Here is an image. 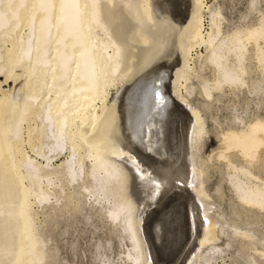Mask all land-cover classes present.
<instances>
[{
  "label": "bare ground",
  "instance_id": "obj_1",
  "mask_svg": "<svg viewBox=\"0 0 264 264\" xmlns=\"http://www.w3.org/2000/svg\"><path fill=\"white\" fill-rule=\"evenodd\" d=\"M154 1L0 0V77L4 80L23 77L15 95L0 88V123H3L2 113L11 117L6 121V129L3 124L0 126V134L9 136L5 143L0 140L7 152L2 160L3 163L8 160L9 168L6 191L8 203L15 205L13 213L23 222L24 239L18 248L5 249L8 263L13 264L20 257L22 264H46L48 254L51 255L44 249L47 239L37 229L33 206L48 204L53 208L61 199L65 200L64 206L70 202L79 205L87 199V206H96L102 211L113 223L112 227L117 226L129 242L126 244L129 248L124 246L126 260L122 259V264H153V246L149 244L150 250H147L148 246L143 244V238L148 241L144 232L148 214L139 213L132 188L134 173L124 156L135 160L143 157L145 166L154 168L159 176L162 194L173 191L177 184L173 188V183L170 185L174 171L159 165L171 154L166 149L153 153L156 149L152 148L164 142L160 136L165 135L167 118L162 114L176 116V110L182 108L171 97L170 74L175 78L177 99L187 103L179 88L191 94L194 86L188 82L192 76L199 77L195 64L189 62L195 46H204L205 60L213 66L215 74L211 82L203 78L199 82V91L206 97L223 84L244 83L249 43L254 45L251 56L264 68V49L259 45V40L264 38V14L258 25L228 33L220 26V14L209 9V25L203 32L201 21L186 27L185 18L191 15V10H181L168 0L165 7L172 11L167 20L164 6L160 4L161 9L157 10ZM189 2L191 0H185L182 5ZM123 24L128 26L125 32ZM163 64H167L166 67ZM16 67L20 68V73L14 71ZM180 79L184 83L179 82ZM113 85L127 88L119 105L108 103L106 99ZM11 94L13 97L9 98ZM236 119L241 124V118ZM263 134L264 120L260 118L230 127L221 135L224 149L216 157L226 159L227 167L232 169L228 174L229 182L239 201L264 209V181L251 182L250 170L236 167L225 154L227 150H237L252 161L264 142ZM180 140L184 154L185 137ZM26 144L31 153L25 151ZM61 154L64 159L57 163L56 158ZM184 160L183 157L178 163L181 168H177L181 179L190 174ZM175 162L170 167L176 166ZM201 166L198 172L202 185L201 176L206 172ZM166 185L170 188L166 189ZM184 186L181 184L179 190ZM186 189L181 190L186 192ZM190 200L194 204L191 196ZM236 229L234 234L249 238L245 231L240 233ZM213 234L212 240L217 238ZM217 248L212 245L213 253H201L203 257L195 264H211ZM98 263L119 262L102 258Z\"/></svg>",
  "mask_w": 264,
  "mask_h": 264
},
{
  "label": "rangeland",
  "instance_id": "obj_2",
  "mask_svg": "<svg viewBox=\"0 0 264 264\" xmlns=\"http://www.w3.org/2000/svg\"><path fill=\"white\" fill-rule=\"evenodd\" d=\"M197 1L191 0L192 3L189 2L184 5L185 0H172L181 10L183 8L184 11L185 9L192 11L191 15L185 18L186 27L201 21L199 24L203 26L202 30H205L203 32L207 31L209 25V9L220 14L218 16L220 26L228 33L237 28L258 25L261 16L264 14V0H199L200 3ZM154 2L157 3V10L161 5L164 6L165 19L169 20V11L172 10L168 9L167 6L165 7L168 0H155ZM159 11L161 12V10ZM123 25L122 30L125 32L128 30V26ZM252 45V42L247 45L248 58L244 61L246 66V73L243 76L244 83L240 85L223 84L222 87L211 90L208 97L199 91L201 90L199 82L201 78L211 82L215 74L213 66L205 60L207 51L204 50V46H195L190 52L192 58L189 62L195 64L199 76H192L188 82L194 86L193 92L186 94L183 87L179 88L180 94L186 96L187 103L177 99L175 78L172 76L173 73L170 74L168 87L171 97L174 103L181 105L182 108L176 110L174 117L170 116V113L162 114L167 118L166 123H164L165 135L160 136L164 142H161V145H154L152 148L156 149L153 153H162L166 149L168 154H171V158L167 156L161 160L163 162H157L160 163V166H165L167 169L172 168L174 171L170 185L173 183L171 185L173 188V185L177 183L174 186L175 190L162 194V182L159 176L155 174L154 168L145 166L146 161L143 157L135 160L134 157L127 158V155L124 156L126 157L125 163L132 169V174L134 173L135 179L132 182V188L138 203L139 213L148 214L144 222V232L149 242L143 238V244L145 247L148 246L147 250H150L149 244H152L151 247L153 246L152 250H154L155 255L153 264H195L198 259L203 257L202 254L213 253L210 251L212 245L218 247V250L214 252L213 256H215L213 260H210L211 264H264V257H262V253H264V209L250 207L239 201L229 182L228 174L231 173L232 169L227 167L226 159L216 157L218 156L217 153L224 149L221 137L223 131L225 132L230 127L236 128L246 125L255 118L264 120V68L260 67L257 60L251 56L254 50V45ZM259 45L264 49V38L259 40ZM166 65L163 64L165 67ZM14 71L16 73L21 72L18 67ZM180 81L184 83L183 80L180 79ZM22 82L23 77L8 80L0 77V88L15 95ZM108 91L106 98L108 103L119 105L124 93L127 92V88L124 90L123 87L113 85L109 87ZM12 94L9 98L13 97ZM236 117L241 118V124L238 123ZM1 118L3 127L6 129L8 124L6 121L10 120L11 117L2 113ZM2 124L0 123V126ZM7 136L8 134L6 136L0 134L2 137L0 140L5 143L9 137ZM182 137H185L184 154L180 150ZM262 139H264V134ZM263 148L264 142L257 149L259 153L256 152V157L252 161L241 156L237 150H227L225 154L229 156L228 160L236 167L244 166L250 170L253 175L249 177L251 182L259 183L264 181ZM0 149L3 150L0 152V264H12V262H7L5 249L9 246L18 248L23 242V222L13 213L15 205L8 203L9 196L6 191L8 186H6L5 179L9 168L7 167L8 160H4V167L2 155L5 157L7 152L2 148L1 141ZM24 149L31 153L28 144L24 145ZM161 153L159 157H161ZM166 154L164 153V155ZM146 155H148L147 152ZM176 157L179 159L177 160ZM183 157L187 163L186 169L189 170L190 174L188 173L187 176L183 173L185 177L181 179V173L178 174L177 170L181 168L178 163L181 162V159L183 161ZM121 158L123 156L119 159L121 160ZM62 159H64V154L56 158L57 163ZM174 161L177 165L170 167ZM199 165H202L201 168L206 172L201 176V178L203 177L202 185L198 172ZM159 173L164 175L163 171ZM181 184L187 188H181L186 189V192L179 190ZM165 187L166 189L170 188L167 185ZM188 194L193 198V201L195 200L194 204ZM64 201L61 199L60 203L57 202L53 208L48 204L33 206L36 211L34 217L36 218L37 229L42 235H45H43L44 239H47V242L44 243V249L51 254H48L47 257L49 258L46 259V264H99L98 261L102 258L103 260H111L113 263L119 262L116 264H122L126 260L125 247L129 248L126 246L129 242L122 237V231L117 226L112 227L113 223H110V220L105 215L103 216L102 211L98 210L96 206L92 207L93 209L89 208L87 199H85L86 203L79 204L80 206L75 205V202H70L64 206L62 205ZM242 205L245 209H242ZM178 217L182 219L179 220ZM234 227H238L240 233L245 231L249 234V238L238 233L234 234L233 230L236 229ZM118 230L121 234L120 237H118L120 235ZM212 234L217 238L212 240ZM3 252L5 253L4 256ZM13 264H22V258L15 259Z\"/></svg>",
  "mask_w": 264,
  "mask_h": 264
}]
</instances>
